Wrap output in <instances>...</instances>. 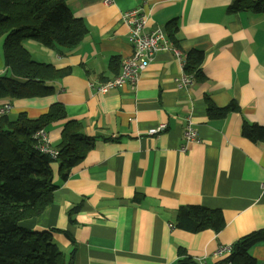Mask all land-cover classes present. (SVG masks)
Wrapping results in <instances>:
<instances>
[{
  "label": "crops",
  "instance_id": "obj_1",
  "mask_svg": "<svg viewBox=\"0 0 264 264\" xmlns=\"http://www.w3.org/2000/svg\"><path fill=\"white\" fill-rule=\"evenodd\" d=\"M234 1L67 0L72 16L88 28L77 47L22 43L32 61L70 72L50 83L52 95L0 100V112L9 104L6 114L34 120L59 104L65 120L43 129L52 146L67 121L80 123V133L94 143L65 181L52 163L53 203L20 223L49 233L66 264H175L178 249L201 264H215L219 259L212 255L220 248L264 230V142L241 134L244 122L264 127V15L230 14ZM137 8L148 16L147 31L161 29L167 37L171 23L176 25V44L168 42L184 57L203 51V81L180 86V64L172 52L161 51L134 88L128 84L106 94L90 89L119 73L120 67H110L113 57L121 62L131 56L120 14ZM7 71L0 67V75ZM209 103L217 109L233 103L239 112L209 117ZM187 115L200 143L181 152ZM161 124L162 132L146 134ZM183 206L220 211L224 228L177 229ZM250 255L264 264V243Z\"/></svg>",
  "mask_w": 264,
  "mask_h": 264
},
{
  "label": "trees",
  "instance_id": "obj_2",
  "mask_svg": "<svg viewBox=\"0 0 264 264\" xmlns=\"http://www.w3.org/2000/svg\"><path fill=\"white\" fill-rule=\"evenodd\" d=\"M66 1L0 0L2 65L8 70L0 75V100L50 96L54 92L50 83L70 72V69L56 70L51 65L32 61L22 45L26 40H33L47 48L58 46L69 50L81 43L88 28L82 20L72 16ZM246 10L264 15V0H235L227 8L230 14ZM171 24L166 38L176 44V25ZM122 61L113 57L110 67H120V73ZM203 62V51L191 50L185 56V73L193 80L203 81ZM233 112H239L233 103L222 109L209 103V117L225 118ZM63 120L65 113L59 104L52 105L45 115L34 120L28 119L25 113H19L14 120L8 114L0 115V264H66L49 233L20 227L21 222L38 217L53 203L57 185L52 163L58 164L59 179L65 181L94 146L91 138L80 133V123L67 121L56 146L58 158L53 160L39 153L32 144L33 134ZM241 134L253 143L264 142L262 126L244 122ZM174 226L190 233L204 230L218 233L225 223L218 210L183 206L177 210ZM262 243L264 230L241 237L231 245L230 253L215 264H257L250 250ZM175 264L201 263L184 249H178Z\"/></svg>",
  "mask_w": 264,
  "mask_h": 264
},
{
  "label": "built area",
  "instance_id": "obj_3",
  "mask_svg": "<svg viewBox=\"0 0 264 264\" xmlns=\"http://www.w3.org/2000/svg\"><path fill=\"white\" fill-rule=\"evenodd\" d=\"M109 2L110 0H106V3ZM120 21L128 28V40L132 47V54L130 57L123 59L121 71L114 78L99 83L97 86L90 84L89 87L92 91L106 94L112 89H122L128 84L131 88H134L140 75L149 67L155 55L161 51L172 52L175 58L185 62L184 55L177 48L169 44L161 29L147 31L148 16L143 14L140 8L121 13ZM192 81L193 78L191 76L183 73L180 77L179 84L180 86L187 87ZM10 109L11 105L7 104L0 113L6 114ZM185 121L186 125L183 132V144L180 148L181 152H184L189 146L200 143L191 116L187 115ZM164 129H166V125L161 124L157 128L150 129L146 134L154 136L162 132ZM32 144L39 153L49 156L53 160L57 159L59 156L58 149L52 146L50 138L43 129L38 130L33 134ZM229 253L230 247L220 248L212 255V258L220 260Z\"/></svg>",
  "mask_w": 264,
  "mask_h": 264
},
{
  "label": "bare ground",
  "instance_id": "obj_4",
  "mask_svg": "<svg viewBox=\"0 0 264 264\" xmlns=\"http://www.w3.org/2000/svg\"><path fill=\"white\" fill-rule=\"evenodd\" d=\"M176 62H178L182 68V72L185 73V62H183L182 60H178L177 58H175ZM182 73V74H183Z\"/></svg>",
  "mask_w": 264,
  "mask_h": 264
},
{
  "label": "rangeland",
  "instance_id": "obj_5",
  "mask_svg": "<svg viewBox=\"0 0 264 264\" xmlns=\"http://www.w3.org/2000/svg\"><path fill=\"white\" fill-rule=\"evenodd\" d=\"M1 61H2V59H1V55H0V63H1ZM2 66V64L0 65V67ZM9 116V118L11 119V120H14L15 118H16V116H14V115H12V114H10V115H8Z\"/></svg>",
  "mask_w": 264,
  "mask_h": 264
}]
</instances>
